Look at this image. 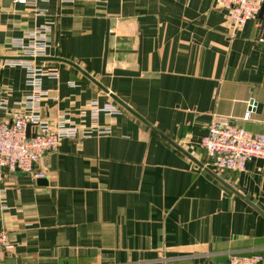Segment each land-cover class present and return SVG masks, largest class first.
Wrapping results in <instances>:
<instances>
[{
  "label": "crops",
  "instance_id": "1",
  "mask_svg": "<svg viewBox=\"0 0 264 264\" xmlns=\"http://www.w3.org/2000/svg\"><path fill=\"white\" fill-rule=\"evenodd\" d=\"M50 22L57 49L47 57L79 66L171 142L80 70L40 63L59 70L40 88L42 118L69 114L79 139L36 164L45 178L3 173L0 231L9 241L0 264L223 263L233 253L264 254V160L218 173L200 147L214 115L264 135L261 24L234 34L218 0H0V57L20 56L13 40ZM1 62L0 121L11 122L31 89L24 69ZM110 105L121 113L92 120L93 107ZM94 124L110 132L99 135Z\"/></svg>",
  "mask_w": 264,
  "mask_h": 264
},
{
  "label": "built area",
  "instance_id": "2",
  "mask_svg": "<svg viewBox=\"0 0 264 264\" xmlns=\"http://www.w3.org/2000/svg\"><path fill=\"white\" fill-rule=\"evenodd\" d=\"M41 1L48 0H15L16 3L23 5ZM263 4L264 0H218V7L230 14L234 34L251 20L261 24L260 34L256 40L260 47H264V18L259 19ZM54 25L50 22L26 31L22 37L13 40V48L19 51L20 56L33 58L49 56L51 49H57V45L50 37ZM1 63V69L18 67L25 70L26 85L31 89V94L21 102L23 111L17 113L11 122L0 121V185L3 182V173L6 172L19 171L33 175L37 179L45 178V174L35 172L36 164L48 153L57 151L63 140L79 139V129L69 114L58 115L55 123L43 119L40 114L41 100L47 96L45 91L40 90L43 80L58 79L59 70L35 61L7 60ZM101 112L118 115L121 109L112 105L103 108L93 107L92 120L96 121ZM250 115L251 112H248L246 119H249ZM29 125L30 136L27 130ZM93 126L99 135L110 132L108 128L96 129V124ZM200 147L206 153L209 164L218 173L242 172L253 159L264 160V135L239 127L228 117L214 115ZM3 193L4 190H1V197ZM8 241V233L0 231V246H7ZM196 264H264V254L260 251L233 253L228 261L223 263Z\"/></svg>",
  "mask_w": 264,
  "mask_h": 264
},
{
  "label": "water",
  "instance_id": "3",
  "mask_svg": "<svg viewBox=\"0 0 264 264\" xmlns=\"http://www.w3.org/2000/svg\"><path fill=\"white\" fill-rule=\"evenodd\" d=\"M264 18V4L262 6L261 12L259 14V19H263ZM1 61H7V60H16V61H35L38 63H42V62H47V61H54V62H63V63H67L73 67H75L76 69L80 70L85 76L89 77L91 80H93V82H95L101 89H103L106 93H108L110 95V97L115 100L118 104H120L123 108H125L126 110H128L130 113H132L134 116H136L140 121H142L145 125H147L148 127H150L152 130L156 131L159 135H161L164 139L170 141L166 136H164L158 129H156L152 124H150L149 122H147L144 118H142L140 115H138L136 112H134L132 109H130L125 103H123L120 99H118L115 95L111 94V92L104 88L102 85H100L99 83H97L94 79H92L84 70H82L81 68H79V66L75 65L74 63L62 59V58H58V57H38V58H33V57H25V56H7V57H0ZM114 75L116 76H138L139 72H135V71H125V70H115L114 71ZM42 117V116H41ZM30 129L31 126L29 125L27 127L28 130V136H30ZM171 142V141H170ZM176 148L180 149V147H178L176 144L172 143ZM181 150V149H180Z\"/></svg>",
  "mask_w": 264,
  "mask_h": 264
}]
</instances>
